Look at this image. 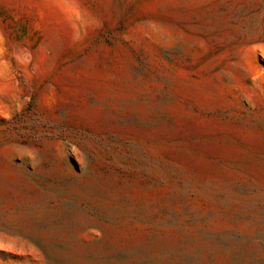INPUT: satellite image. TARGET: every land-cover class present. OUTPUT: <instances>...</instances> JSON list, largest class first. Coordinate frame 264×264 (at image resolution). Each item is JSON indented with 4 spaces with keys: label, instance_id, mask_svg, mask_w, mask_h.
<instances>
[{
    "label": "rangeland",
    "instance_id": "obj_1",
    "mask_svg": "<svg viewBox=\"0 0 264 264\" xmlns=\"http://www.w3.org/2000/svg\"><path fill=\"white\" fill-rule=\"evenodd\" d=\"M0 264H264V0H0Z\"/></svg>",
    "mask_w": 264,
    "mask_h": 264
}]
</instances>
